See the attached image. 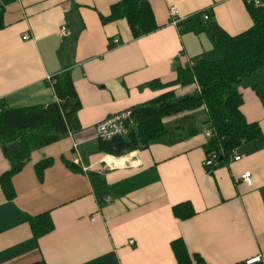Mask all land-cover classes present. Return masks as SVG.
<instances>
[{"label":"crops","instance_id":"obj_1","mask_svg":"<svg viewBox=\"0 0 264 264\" xmlns=\"http://www.w3.org/2000/svg\"><path fill=\"white\" fill-rule=\"evenodd\" d=\"M120 1L0 0L4 108L55 103L47 78L64 70L80 104V130L31 151L11 177L12 199L0 188V264H177L170 247L176 240L204 264H247L255 257L264 264V147L242 144L233 152L239 161L207 170L203 108L166 118L160 139L120 158L102 155L95 133L106 117L167 92L193 94L195 84L147 85L173 83L179 69L218 54L212 25L228 37L247 31L246 1L147 0L158 29L138 39L124 20L100 19ZM173 7L177 26L168 22ZM237 89L242 115L264 138V70ZM46 160L51 164L40 179L34 167ZM9 170L0 144V176ZM245 172L250 186L240 181ZM182 203L194 212L185 221L172 213ZM44 213L53 231L35 239L27 220Z\"/></svg>","mask_w":264,"mask_h":264},{"label":"trees","instance_id":"obj_2","mask_svg":"<svg viewBox=\"0 0 264 264\" xmlns=\"http://www.w3.org/2000/svg\"><path fill=\"white\" fill-rule=\"evenodd\" d=\"M248 7L252 26L247 31L228 37L216 26H211L219 59L198 58L191 67L179 69L173 83L161 85L153 82L147 85L151 89H167L195 84L198 90L181 97L167 92L134 108L127 135L108 141L98 140V151L102 155L120 158L143 150L166 133L163 124L166 118L202 108L207 124L215 131L214 137L207 141L206 154L218 149L223 151L218 166L226 162L229 153L242 144L254 143L258 148L264 147L258 125L248 123L240 111L242 96L237 89L242 80L264 70V14L261 10ZM100 19L103 24L124 20L133 39L158 29L147 0H121L111 6L106 18ZM53 80L52 88L57 101L51 105L5 109L0 102V144L10 164V170L0 176V188L8 199L14 196L11 177L22 170L31 151L80 130L76 117L80 104L70 72L64 70ZM50 164L51 160H46L35 165L38 178H42L44 169ZM172 213L179 221H185L194 214L188 203L174 206ZM27 223L35 239L52 232L54 228L48 213L30 217ZM170 247L177 264H204L199 256L187 252L181 240L173 241Z\"/></svg>","mask_w":264,"mask_h":264},{"label":"built area","instance_id":"obj_3","mask_svg":"<svg viewBox=\"0 0 264 264\" xmlns=\"http://www.w3.org/2000/svg\"><path fill=\"white\" fill-rule=\"evenodd\" d=\"M247 5L252 7L253 9L261 10L264 14V0H245ZM202 18L204 21L208 20V15L203 13ZM177 18V10L176 8H170L169 11V24L171 26H177L178 24ZM66 28H61V35H64ZM27 36H23L22 40H27ZM192 64H189L191 67ZM48 83L52 86L54 84V80L51 78H47ZM198 90V88H197ZM132 112L133 110H126L111 116L106 117L102 121H100L95 126L96 138L102 141H108L117 136H125L128 133L129 126L132 125ZM215 135L214 128L210 124H206L202 131V136L207 140H211ZM75 147V146H74ZM234 151H231L228 155L227 160L239 161L240 157L235 156L233 154ZM223 151L221 149L210 151L206 154L205 159L203 161V167L207 170H211L218 166L220 163L219 160H222ZM240 181L246 184L247 186L251 185V176L249 172H245L240 176ZM133 241H129L128 245L132 246ZM260 257H255L247 261V264H258L260 263Z\"/></svg>","mask_w":264,"mask_h":264},{"label":"rangeland","instance_id":"obj_4","mask_svg":"<svg viewBox=\"0 0 264 264\" xmlns=\"http://www.w3.org/2000/svg\"><path fill=\"white\" fill-rule=\"evenodd\" d=\"M216 59H219V55L218 54H216L213 58H210L211 61L216 60Z\"/></svg>","mask_w":264,"mask_h":264},{"label":"water","instance_id":"obj_5","mask_svg":"<svg viewBox=\"0 0 264 264\" xmlns=\"http://www.w3.org/2000/svg\"><path fill=\"white\" fill-rule=\"evenodd\" d=\"M221 160H219V162H220Z\"/></svg>","mask_w":264,"mask_h":264}]
</instances>
